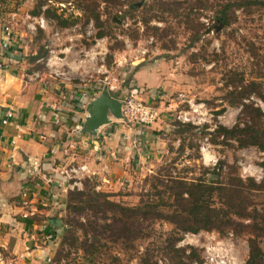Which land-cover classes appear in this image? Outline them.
<instances>
[{
    "label": "rangeland",
    "instance_id": "374dc122",
    "mask_svg": "<svg viewBox=\"0 0 264 264\" xmlns=\"http://www.w3.org/2000/svg\"><path fill=\"white\" fill-rule=\"evenodd\" d=\"M134 1L135 6L130 7ZM31 4L26 11L40 13V7H44L43 16L50 22L45 31L36 30L27 42L28 73L42 75L50 89L55 86L57 90L78 93L82 88L96 94L107 89L111 96L121 97L133 86L130 81L133 71L139 66L150 67L156 78L154 90L159 95L147 102L169 118L168 125L155 131L163 137V150L151 161L149 171L145 168L134 171L130 166L125 182L114 187L108 188L104 181L91 177L82 178L79 189L66 191L65 197L68 191L74 193L71 195L74 208L66 209L62 205L52 214L57 217V233L46 245L50 253L39 259L38 264H169L188 262L190 249L201 261L205 245L214 246L219 240L223 243L219 247L225 248L220 254L230 252L234 264H243L248 251L245 232L236 234L232 229L178 232L171 224L151 215L156 208L164 212L169 209L171 198L167 195L159 198L161 183L167 176L185 180L210 178L209 172L218 162L220 182L240 177L261 183L263 188L253 193L252 201L256 207H264L262 152L251 145L237 147L231 141L213 143L206 134L218 124L230 127L236 118L240 124L245 120L239 113L240 106L227 101L230 86L226 85L230 81L259 83L256 90L263 98L251 93L243 102L249 100L264 112V8H254L248 13L237 11L233 24L219 28L212 19L213 10H189L190 0H119L116 5L102 0H31ZM15 6L14 3L11 7ZM46 9L65 24L45 15ZM94 13L99 17L97 27L92 18H87ZM145 18H148L146 23L142 21ZM193 19L204 23L207 32L190 43ZM54 30L60 32L59 39L51 42L48 39ZM98 30L104 33L101 37L95 36ZM46 44L52 53L44 48ZM35 55L37 58L32 61ZM186 100L203 103L206 121L193 125L198 129L195 133L179 135L174 132L177 126L173 117L177 110L188 109ZM218 109L222 111L216 114ZM204 138L208 143L207 153L200 150L206 147ZM68 163L76 161L64 160L61 166ZM258 168L260 177L253 176L252 170ZM99 192L139 210L117 217L97 205L94 193ZM173 237H179L174 247L183 248V252H172L166 246ZM257 243L262 251L260 264H264V234L257 238ZM193 262L199 261L190 264Z\"/></svg>",
    "mask_w": 264,
    "mask_h": 264
},
{
    "label": "crops",
    "instance_id": "0c3cea01",
    "mask_svg": "<svg viewBox=\"0 0 264 264\" xmlns=\"http://www.w3.org/2000/svg\"><path fill=\"white\" fill-rule=\"evenodd\" d=\"M14 3L16 8L11 7ZM31 6V0H0V36L6 14ZM19 29V26L14 28L15 32H20ZM9 51L11 47L4 52L5 70L0 74V102L15 109L22 132L12 146L10 140L15 129L0 127V251L3 256L0 264H38L39 259L50 253L46 238L57 233L58 227L57 217L52 214L62 208L65 200V181L54 172L62 161L72 159L78 164L84 163L88 178H97L108 188L114 187L118 182H125L130 166L134 171L144 168L149 171L151 161L163 150V137L155 131L168 125L169 118L167 113L158 111L160 115L155 122L140 126L124 124L109 116L110 122L100 126L93 136L72 132L74 123L82 125L90 99L80 108L76 91L65 92L55 86L50 89L42 75L27 78L26 66L30 62L26 53ZM32 61L35 60L32 58ZM155 80L150 67L145 66L137 67L130 78L145 101L159 95L154 90ZM69 138L76 146L73 156L62 153ZM23 190L26 195H21ZM24 199L28 203L23 206ZM23 212L27 213L26 218L21 217Z\"/></svg>",
    "mask_w": 264,
    "mask_h": 264
},
{
    "label": "trees",
    "instance_id": "16d2710c",
    "mask_svg": "<svg viewBox=\"0 0 264 264\" xmlns=\"http://www.w3.org/2000/svg\"><path fill=\"white\" fill-rule=\"evenodd\" d=\"M102 1L110 2L113 5L119 3V0ZM190 1L189 10L199 8L213 10L212 19L215 26L219 28H226L233 24L237 18V11L248 13L254 8H264V0ZM135 2H130V7L135 6ZM142 5L139 3L138 6L141 7ZM151 7L152 5L147 7V12ZM128 9L126 10L128 11ZM32 13L36 14L37 10L32 11ZM45 15H51L55 20L60 19L58 15H55L49 9H46ZM87 18H92L95 22L94 25L97 27L99 24L97 13L89 15ZM148 18L142 21L146 23ZM115 20L112 19L114 22ZM59 21L61 25L65 24L64 21ZM205 27L204 23L196 22L195 20L194 26L190 29L189 42L197 41L202 34L207 32ZM103 34L102 31L98 30L95 36L101 37ZM35 58H37V55L33 57V59ZM258 84L253 80L248 83H242L241 79H238L236 82L230 81L226 85L230 86L227 90L228 103L240 106L239 113L244 115L245 120L240 124L238 118H236V121L230 127L216 125L211 132L206 133L210 136L211 142L223 143L231 141L237 147L255 146L264 156V120H261L264 112L259 107H254L252 103L248 102L249 100L243 102V100L248 99L251 93L256 94L259 98H263L261 93L256 90ZM221 111L222 109H218L216 114ZM176 126L174 132L179 135L183 132L195 133V130H198L197 127L189 123L180 124L176 122ZM200 128V134H203V127ZM261 166L264 169V157ZM220 170L221 164L218 162L209 172L210 178L185 180L179 177L167 176L166 181L161 183L162 189L159 198L162 199L163 195H167L168 198H171V204L168 205V211L164 212L160 208H156L154 215L151 216L160 218L171 224L172 229L178 232L197 233L201 230L223 232L228 229H232L236 234L245 232L248 234V251L243 264H260L262 251L258 246L257 238L264 234V207H256L252 201V195L260 191L263 186L261 183L254 182L251 178L229 177L226 182H220ZM73 194L71 191H68L63 202L64 208H74L72 204L73 197L71 196ZM78 194H81V192H78ZM94 194L97 202H99L97 205L100 206V209L107 210L111 214H116L117 217L128 216L139 210V207L130 208L108 199L107 193L99 192ZM145 214L143 217H146ZM54 234L51 235L52 240L54 239ZM177 240H179V237H173L167 241L166 246L172 252L179 250L183 252V248L178 249L174 247V243ZM186 257L189 259L188 262L178 261L176 263L170 262L169 264H190L193 260L200 261L193 249L189 250Z\"/></svg>",
    "mask_w": 264,
    "mask_h": 264
},
{
    "label": "built area",
    "instance_id": "2783aa9c",
    "mask_svg": "<svg viewBox=\"0 0 264 264\" xmlns=\"http://www.w3.org/2000/svg\"><path fill=\"white\" fill-rule=\"evenodd\" d=\"M40 13L32 14L26 10H13L10 13L6 14L4 19L1 22V36H0V74L5 70L4 67V52L11 47L9 53L13 54L20 52L21 54L25 53L27 50V42L30 40L31 35L35 33L36 30L40 29L45 31L49 26V20L43 16L44 7H40ZM90 26V23H88ZM19 26L20 32H15L14 28ZM75 27V26H74ZM73 27V28H74ZM60 32L54 30L50 34L49 41H57L59 39ZM44 48H47L48 53H52L53 50L44 45ZM27 78L34 79L39 77V74L36 72L27 73ZM107 90V89H106ZM108 91V90H107ZM109 92V91H108ZM141 90L135 86L129 88V90L123 94L121 97H116L120 102V118L119 122L128 124V125H140L148 126L156 121L158 118V111L156 107L151 105L149 102L141 99L139 93ZM97 95L93 90L79 89L77 93L78 106L84 108L86 102L91 99L93 96ZM179 97H182L180 94ZM182 100V99H181ZM183 101V100H182ZM187 103L186 110H177L174 114V120L180 124L189 123L191 125H200L206 120L204 118L206 114V109L204 108L203 103L194 104L191 100H186ZM3 126H12L16 133L12 136L10 144L14 146V139L20 136L22 132L21 125L17 121V113L15 109L7 104L6 102H0V127ZM81 124L74 123L71 127V131H80ZM204 143L206 145L200 148L201 153L206 151L208 143L204 138ZM75 142L73 139L69 138L66 140L65 145L62 148V153L65 155L73 156L75 151ZM202 155V154H201ZM207 157V161H209ZM204 157H202V160ZM213 164V163H212ZM253 176L260 177V168L253 169ZM58 176L62 177L65 181V190L79 189L81 186V179L88 178V169L84 163L72 164L68 163L65 166L59 167L54 171ZM256 174V175H255ZM259 174V175H257ZM97 188V187H95ZM21 195H26L25 191L21 192ZM22 205H26L28 202L26 199L22 200ZM27 213H21L22 218H26ZM46 239H50L48 236ZM222 241H216L214 246L205 245L204 247V256L199 262H193L192 264H234L231 259L230 252L228 254L221 255L220 253L225 251V248H220ZM222 251H221V250ZM3 256L0 251V263L2 262ZM48 259V258H47ZM16 264H23L21 262Z\"/></svg>",
    "mask_w": 264,
    "mask_h": 264
},
{
    "label": "water",
    "instance_id": "95a60500",
    "mask_svg": "<svg viewBox=\"0 0 264 264\" xmlns=\"http://www.w3.org/2000/svg\"><path fill=\"white\" fill-rule=\"evenodd\" d=\"M85 112L80 131L93 136L100 126L110 122L109 116L120 118V102L102 89L88 101Z\"/></svg>",
    "mask_w": 264,
    "mask_h": 264
}]
</instances>
